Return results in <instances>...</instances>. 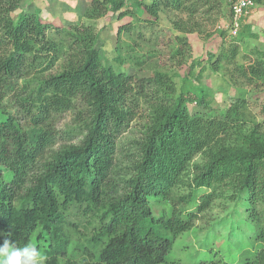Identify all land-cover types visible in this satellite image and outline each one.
<instances>
[{
    "label": "trees",
    "instance_id": "16d2710c",
    "mask_svg": "<svg viewBox=\"0 0 264 264\" xmlns=\"http://www.w3.org/2000/svg\"><path fill=\"white\" fill-rule=\"evenodd\" d=\"M0 1V245L5 239L17 247L32 243L46 264H264V104L259 120L245 114L257 97L211 109L208 90L194 84L203 60L191 58L187 39L204 22L213 25L223 7L230 24L228 0H131L132 10L124 9L127 0H91L90 19L107 10L118 20L134 19L140 11L141 21L152 26L160 14H172L175 51L191 59L178 62L179 90L171 79L175 72L139 77L106 63L88 27L60 29L36 11L13 14L20 0ZM134 25L118 28L114 49L117 59L137 69L141 61L129 55L134 48L126 44L122 57L120 43L123 33L139 32H131ZM53 26L62 40L48 36ZM66 49L61 72L38 79L32 94L20 99V82L53 69ZM259 53L248 68L236 62V46L207 62L216 70L224 61L247 84H257L264 81ZM151 83L157 94L147 100ZM11 99L19 116L6 108ZM140 99L147 104L143 135L125 150L119 137ZM77 100L88 108L82 141L51 151L50 117ZM193 104L204 112L191 113ZM223 202L247 229L238 259L228 263L213 247L191 263L168 259L178 237ZM154 205L165 209L155 215ZM204 231L207 237L215 225Z\"/></svg>",
    "mask_w": 264,
    "mask_h": 264
},
{
    "label": "rangeland",
    "instance_id": "374dc122",
    "mask_svg": "<svg viewBox=\"0 0 264 264\" xmlns=\"http://www.w3.org/2000/svg\"><path fill=\"white\" fill-rule=\"evenodd\" d=\"M90 4L91 0H20L18 9L13 14H18L21 11H36L42 20L50 22L54 26L60 27V29L88 27L90 33L94 36V47L101 50L103 60L106 63L139 77L154 74L157 71L172 76L175 72L174 77H170L177 90L181 88L182 80L178 76V74L180 75L181 66L178 62L180 60L182 62L186 55H183L182 59V55L177 54L175 51L177 46L171 32L172 14L162 13L159 15L158 21L152 26H146L147 23L141 21L144 17L140 11L134 13V19L126 16L118 20L117 14H113L110 10H107L104 16L98 19H90L85 15L87 8H90ZM257 4L253 12L241 19L238 33L233 38L229 37L228 30L224 27L228 24L229 14L228 10L223 7L220 14L216 16L213 25L211 22L207 24L204 22L205 27L203 30L198 33L187 34V39L191 45V58H202L203 60L200 81L194 84L208 90V96L213 99L211 109L223 111L237 98L247 99L252 103L254 97H257L255 105H248L245 114L249 119L259 120V102L264 104V81H259L257 84H247V81L238 76L239 74L233 65H227L226 62L222 61L216 70H212L207 62L209 55H216L220 52L229 53L233 46H236L238 52L236 62L244 64V68H248L250 64L256 62L262 55L259 52H264V0ZM0 5L3 7L4 2L0 1ZM132 8L131 0H127L124 9L132 10ZM130 23L135 24L136 27L131 32H139L128 36L125 33L122 34L120 37L121 56L124 57L126 54V44L132 46L135 54L130 53L129 55H135L141 61V67L137 69L131 68L129 62L124 61L122 63L120 59H117L118 55L114 49L118 28L128 26ZM218 25L224 28L219 30L217 29ZM54 26L50 28L48 36L56 41L62 40V32L56 31ZM223 29H226V31ZM221 31L224 34L220 37L219 32ZM67 54L68 49L62 52V57L50 71L42 74L35 73L33 76L21 81L18 92L19 98L24 99L32 94L38 79L61 72ZM190 60V58L185 59V63H189ZM146 90L147 100L156 97V84H149ZM144 102L142 99L139 100L138 106L135 108L134 119L128 123L124 132L120 134V145L124 146L125 150L134 149L132 143L143 135L144 125L147 121V104ZM6 108L13 115L19 116L21 114L13 99L6 103ZM190 112H204V110L193 104L190 105ZM87 115L88 108L80 100L76 101L72 109L53 114L47 125V135L51 142L50 150H57L63 145L79 144L85 135L82 122L85 121ZM22 124L29 128L26 122ZM230 207L231 204L223 202L215 205L212 210L202 215L201 221L197 223L193 231L178 237L174 244L173 254L168 259H180L183 262L191 263L203 254V249L213 247L214 250L219 249L226 262H235L240 255L241 247L246 243V241L243 243L240 240L247 229L240 222V214L234 218L231 216L232 214L229 213ZM152 209L154 214L158 215L165 208L154 205ZM211 225H215L216 231L205 237L206 232L204 230H208Z\"/></svg>",
    "mask_w": 264,
    "mask_h": 264
},
{
    "label": "clouds",
    "instance_id": "9594fccd",
    "mask_svg": "<svg viewBox=\"0 0 264 264\" xmlns=\"http://www.w3.org/2000/svg\"><path fill=\"white\" fill-rule=\"evenodd\" d=\"M46 259L32 243L17 247L15 242L5 239L0 245V264H46Z\"/></svg>",
    "mask_w": 264,
    "mask_h": 264
},
{
    "label": "built area",
    "instance_id": "2783aa9c",
    "mask_svg": "<svg viewBox=\"0 0 264 264\" xmlns=\"http://www.w3.org/2000/svg\"><path fill=\"white\" fill-rule=\"evenodd\" d=\"M229 10L232 15L230 24L224 27L228 30L229 36H236L239 30L240 21L245 18L256 7L253 0H228ZM218 25L217 28H224Z\"/></svg>",
    "mask_w": 264,
    "mask_h": 264
},
{
    "label": "crops",
    "instance_id": "0c3cea01",
    "mask_svg": "<svg viewBox=\"0 0 264 264\" xmlns=\"http://www.w3.org/2000/svg\"><path fill=\"white\" fill-rule=\"evenodd\" d=\"M254 10H255V8L251 12H253Z\"/></svg>",
    "mask_w": 264,
    "mask_h": 264
}]
</instances>
